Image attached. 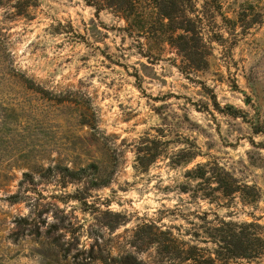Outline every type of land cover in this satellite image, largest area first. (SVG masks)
<instances>
[{
	"label": "rangeland",
	"instance_id": "obj_1",
	"mask_svg": "<svg viewBox=\"0 0 264 264\" xmlns=\"http://www.w3.org/2000/svg\"><path fill=\"white\" fill-rule=\"evenodd\" d=\"M197 2L209 21L199 72L182 65L168 36L130 38L123 21L81 0H37L25 16L0 5V264H159L133 237L144 223L208 249L215 215L264 230V136L254 134L264 129V0ZM143 146L159 156L140 171ZM206 162L258 195L212 197L186 176ZM37 163L95 164L93 181L108 184L62 187ZM24 173L32 183L19 186ZM14 194L23 201L11 203Z\"/></svg>",
	"mask_w": 264,
	"mask_h": 264
},
{
	"label": "trees",
	"instance_id": "obj_2",
	"mask_svg": "<svg viewBox=\"0 0 264 264\" xmlns=\"http://www.w3.org/2000/svg\"><path fill=\"white\" fill-rule=\"evenodd\" d=\"M86 6L95 10L96 14L107 11L114 17L124 22L123 31L128 37L133 35H147L152 37H166L168 43L174 49L176 56L182 60V65L192 72L204 71L207 66V49L204 45V37L207 33L205 22L207 16H201L197 7L198 0H81ZM9 3L16 11V15L25 16L29 8L35 7L37 0H0V5ZM201 10H205V2H202ZM157 28V29H156ZM153 30V32H151ZM181 74L187 75L186 70L181 66H176ZM214 109L222 113L217 103L213 102ZM227 110L231 115L237 118L239 110L228 106ZM256 128L255 135L262 134L264 129ZM150 144L154 141H150ZM159 156L152 149L143 146L136 152L135 168L145 171L148 165L155 162ZM197 157H201L199 152H195L187 158L186 163H191ZM28 166V165H27ZM36 166V173H41L42 177H59L62 187L68 184L81 183L89 180L90 188H100L108 184V180L101 179L99 167L95 164H89L85 168L71 170L61 164H55L43 169L41 165ZM186 176L196 181L207 184L208 190L220 195L224 199L238 196L240 199H249L257 194L254 186H249L238 181L231 173L218 164L206 162L197 164L194 168L186 172ZM1 178V175H0ZM23 184H31L32 177L29 173L22 175ZM213 185V186H212ZM205 195V194H204ZM251 195V196H250ZM258 195V194H257ZM207 196V194L205 195ZM73 199L81 202L82 198L75 195ZM8 200L15 204L23 201L19 194L8 197ZM21 226L24 219L17 221ZM208 242L213 248H203L193 245L174 237L171 232L161 230L154 224H141L133 232V237L141 234L142 244L154 247L159 257V264H232L234 261H258L264 258V230L255 223H236L225 221L215 215L213 223L207 224ZM135 247V246H134ZM143 250L140 249L139 252ZM133 258V257H131ZM133 264H143L141 261H134Z\"/></svg>",
	"mask_w": 264,
	"mask_h": 264
}]
</instances>
